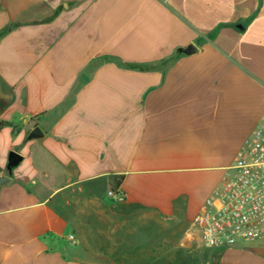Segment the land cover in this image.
Here are the masks:
<instances>
[{"label":"crops","instance_id":"crops-1","mask_svg":"<svg viewBox=\"0 0 264 264\" xmlns=\"http://www.w3.org/2000/svg\"><path fill=\"white\" fill-rule=\"evenodd\" d=\"M263 118L264 0H0V264H264L195 222Z\"/></svg>","mask_w":264,"mask_h":264},{"label":"built area","instance_id":"built-area-1","mask_svg":"<svg viewBox=\"0 0 264 264\" xmlns=\"http://www.w3.org/2000/svg\"><path fill=\"white\" fill-rule=\"evenodd\" d=\"M233 170L196 216L207 248L264 240V118L239 151ZM110 195L125 200L119 190H111ZM69 240L75 242L76 237Z\"/></svg>","mask_w":264,"mask_h":264},{"label":"water","instance_id":"water-1","mask_svg":"<svg viewBox=\"0 0 264 264\" xmlns=\"http://www.w3.org/2000/svg\"><path fill=\"white\" fill-rule=\"evenodd\" d=\"M197 51H198L197 48L191 44L187 48L180 49L178 52L191 55L196 53ZM43 136L44 133L42 132V130L39 127H34L30 131L28 135V139L29 140L39 139L42 138ZM22 160H23V156L21 154H19L16 151H11L8 156V166H7L8 170L11 172L13 168L17 167L22 162ZM0 182H2V180H0Z\"/></svg>","mask_w":264,"mask_h":264},{"label":"trees","instance_id":"trees-1","mask_svg":"<svg viewBox=\"0 0 264 264\" xmlns=\"http://www.w3.org/2000/svg\"><path fill=\"white\" fill-rule=\"evenodd\" d=\"M6 126H12L13 127V124L9 123V122H6V121L0 120V130L3 129L4 127H6ZM112 179L115 182V187L116 188L119 187L121 185L122 181H123V177H113Z\"/></svg>","mask_w":264,"mask_h":264},{"label":"rangeland","instance_id":"rangeland-1","mask_svg":"<svg viewBox=\"0 0 264 264\" xmlns=\"http://www.w3.org/2000/svg\"><path fill=\"white\" fill-rule=\"evenodd\" d=\"M234 173H235V172L233 171L231 176H233ZM231 176H230V177H231ZM248 245H250V243H243L242 246H248Z\"/></svg>","mask_w":264,"mask_h":264}]
</instances>
